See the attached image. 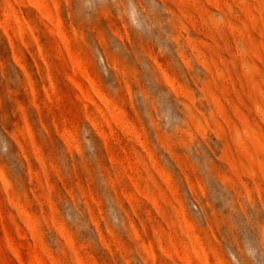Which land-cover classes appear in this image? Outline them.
Masks as SVG:
<instances>
[{
    "label": "rangeland",
    "instance_id": "rangeland-1",
    "mask_svg": "<svg viewBox=\"0 0 264 264\" xmlns=\"http://www.w3.org/2000/svg\"><path fill=\"white\" fill-rule=\"evenodd\" d=\"M0 264H264V0H0Z\"/></svg>",
    "mask_w": 264,
    "mask_h": 264
}]
</instances>
